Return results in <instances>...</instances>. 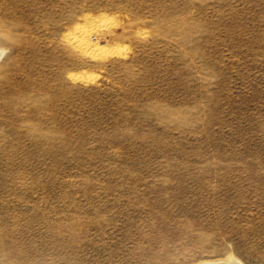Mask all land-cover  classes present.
Listing matches in <instances>:
<instances>
[{
	"label": "rangeland",
	"instance_id": "obj_1",
	"mask_svg": "<svg viewBox=\"0 0 264 264\" xmlns=\"http://www.w3.org/2000/svg\"><path fill=\"white\" fill-rule=\"evenodd\" d=\"M0 52V264H264V0H0Z\"/></svg>",
	"mask_w": 264,
	"mask_h": 264
},
{
	"label": "bare ground",
	"instance_id": "obj_2",
	"mask_svg": "<svg viewBox=\"0 0 264 264\" xmlns=\"http://www.w3.org/2000/svg\"><path fill=\"white\" fill-rule=\"evenodd\" d=\"M85 41V40H84ZM91 42V41H90ZM86 43H88V42H86ZM83 44H85L84 42H83ZM88 44H90V43H88ZM88 46V45H87ZM90 46V45H89ZM89 46H88V48H89ZM3 55V53L2 52H0V57ZM225 261H227V260H225ZM211 264H241V262H239L238 260H236L235 258H230L227 262H219V263H211Z\"/></svg>",
	"mask_w": 264,
	"mask_h": 264
}]
</instances>
